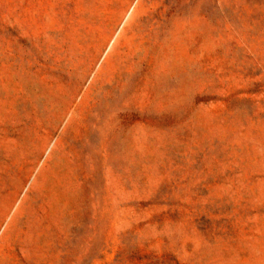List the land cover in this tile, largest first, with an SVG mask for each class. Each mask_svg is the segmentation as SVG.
<instances>
[{"label":"rangeland","instance_id":"obj_1","mask_svg":"<svg viewBox=\"0 0 264 264\" xmlns=\"http://www.w3.org/2000/svg\"><path fill=\"white\" fill-rule=\"evenodd\" d=\"M0 264H264V0H0Z\"/></svg>","mask_w":264,"mask_h":264}]
</instances>
